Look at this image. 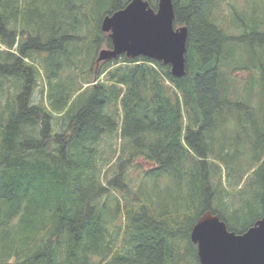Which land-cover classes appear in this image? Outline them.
I'll return each mask as SVG.
<instances>
[{"label":"trees","instance_id":"1","mask_svg":"<svg viewBox=\"0 0 264 264\" xmlns=\"http://www.w3.org/2000/svg\"><path fill=\"white\" fill-rule=\"evenodd\" d=\"M129 1L0 0V264H199L204 212L236 234L262 216L264 0H172L180 78L143 57L96 63L102 19ZM247 39L258 59L240 65L229 45Z\"/></svg>","mask_w":264,"mask_h":264},{"label":"water","instance_id":"2","mask_svg":"<svg viewBox=\"0 0 264 264\" xmlns=\"http://www.w3.org/2000/svg\"><path fill=\"white\" fill-rule=\"evenodd\" d=\"M173 21L172 0H157L155 11L145 0H130L102 19L100 29L108 34L111 47L98 52L96 63L121 55L143 57L169 65L173 77H182L188 32L185 26L175 29ZM189 238L199 264H264V205L262 216L240 234L229 231L217 214L206 211Z\"/></svg>","mask_w":264,"mask_h":264},{"label":"rangeland","instance_id":"3","mask_svg":"<svg viewBox=\"0 0 264 264\" xmlns=\"http://www.w3.org/2000/svg\"><path fill=\"white\" fill-rule=\"evenodd\" d=\"M68 1L74 2L76 0H20V2L24 5L25 9H27L29 13L34 12L36 14H40L41 12H43L44 8L48 7V6H50L52 10H54V9L56 10L58 6L61 8ZM253 1L254 0H238L239 6H245V9L248 6H250V4L253 3ZM233 16L234 15H231L230 18H232ZM234 18H236L237 21L242 19L244 21V23H246L248 20V18H245V17L241 18L240 16L239 17L234 16ZM260 19L264 21V17H261ZM261 42L264 43V38L261 39ZM257 44H258L257 42H254L251 39H247V41H244L243 44L239 43L238 45H235V46L229 45V47L231 49H235L236 51H238L236 58H237V61L239 62V64L240 65H246L253 58L258 59L256 52H258L260 49H258ZM248 49H255V51H253V52L251 51L248 54ZM0 50H4V47L1 46ZM260 57H261V59H263V62H264V52H262ZM40 75H41V73H40ZM7 84L10 86H9L8 94H7L8 87L6 86V84L4 86V92H3V94H4L3 98H5L4 102L6 101V99L12 98L16 94L18 95V91H20V89L17 90L18 84H16V83L13 84V82L7 83ZM6 95L8 97H6ZM44 97L46 98L44 80H43L42 76H40L36 79V86H35L32 94L30 96V100L33 103H37L41 100V98H44Z\"/></svg>","mask_w":264,"mask_h":264}]
</instances>
